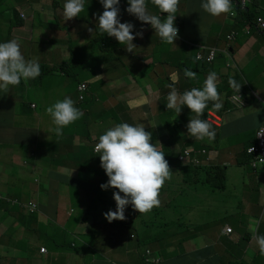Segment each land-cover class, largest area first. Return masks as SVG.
<instances>
[{"label": "crops", "instance_id": "0c3cea01", "mask_svg": "<svg viewBox=\"0 0 264 264\" xmlns=\"http://www.w3.org/2000/svg\"><path fill=\"white\" fill-rule=\"evenodd\" d=\"M65 3L66 0H0V19L5 21V29H9L0 36V43L18 40L25 59L35 60L43 67L36 79L27 83L22 80L8 93L0 92V196L17 202L15 205H0V264H142L146 250L157 255L161 264H258L259 261L264 264L249 228L251 220H259L257 235H264V169H250L245 164L248 162L245 156L243 161L240 160L241 155L237 153L243 144L240 140L229 144L230 151L222 148V141L192 142L195 144L192 146L194 157L200 166L198 173H191V169L182 172L172 167L171 161L176 160L179 153L178 144L172 143L170 149L173 151L165 153V159L173 175L161 190L160 206L148 214L140 215L136 211L129 215L133 218L129 221L130 227L115 221L109 223L105 219L104 213L115 211L117 207L105 205L106 195L110 193L108 197L111 199L112 189L103 194L101 185L91 181L94 198L87 206L85 197L91 191L81 186L85 183L83 178L89 181L97 175L99 161L94 148L98 143L97 136L101 135L109 120L106 104L116 106L124 102L128 107L126 114L137 109L141 114L140 118L137 116L138 122L152 133V143L158 146L160 143L164 153L165 142L170 137L160 125L158 113L167 109L159 106L156 91L163 85L160 80L178 67L168 66L175 57L183 58L191 65L188 59L192 60L197 54L191 44L223 52L229 48L240 74L233 69L228 74L225 62L229 58L225 56L207 72L217 73V83L226 76L219 88L225 83L229 85L230 78H243L249 87L248 95H244L245 108L255 115L257 129L263 125V33L256 29L248 33V24H239L238 13L234 18L230 15L212 17L201 9V0H180L175 26L181 42L175 41L172 44L175 47H172L171 44L148 41L152 49L163 52L159 57L150 51L140 54V47L128 52L114 37L93 26L98 21L100 9L104 10L99 0H85L84 11L68 21L63 16ZM129 6L127 0H120L119 19L121 23L134 25V36L143 30V38L137 36L133 41L137 46L147 34L154 35L155 31L150 24L130 15L126 11ZM148 6L150 14L161 15L162 22L166 19L167 14H161L151 0H148ZM243 8L244 12L262 18L264 0H246ZM185 13H192L196 23L205 24L206 32L196 35L193 24L186 21ZM21 19L27 24L24 25ZM54 23L68 30L55 31ZM89 28L93 31L90 32ZM232 33L237 34V41L228 43L227 37ZM90 36H95L94 45L87 52L82 44ZM183 40L189 41L188 47L182 44ZM105 45L117 49L122 57H112L98 66L94 52L101 55ZM138 61H147L151 65L153 76L150 82L141 84L149 95L141 91L138 97L136 91L126 92L128 100L124 101L120 89L141 88L134 85L131 77L126 79L120 69L124 64L135 66ZM66 63L74 68L65 69ZM57 65L60 76L76 75V90L68 88L70 92H65L64 86L55 79L49 92H45L46 81L55 77L52 68ZM206 77L204 75L202 82ZM179 81L184 82L183 78ZM81 84L88 88L83 102L78 92ZM50 95L56 99L50 100ZM102 96L108 99L101 103ZM144 96L150 97L146 105ZM65 97L73 99L84 115L65 128L62 136H57L53 132L52 118L40 111L36 103L43 99V104L49 107ZM221 97L224 116L217 124V130L224 131L226 136H237V125L243 116L239 111H234L231 116L225 114V97ZM79 105L84 107L81 109ZM175 115L180 117L178 113ZM232 126L234 132L229 130ZM180 132L184 136L183 131ZM187 138L193 141L191 136ZM247 149L248 146L246 152ZM211 167H214L210 171L213 178H224L223 192L227 195L222 199L219 191L206 185L205 180L209 177L204 170ZM231 168L239 170L231 171ZM99 169L102 170L100 162ZM236 173L240 176L233 181ZM31 202L38 206L33 215L26 210ZM129 222L123 221L122 224ZM227 228L233 230V235H227ZM42 249H46L47 254L42 255Z\"/></svg>", "mask_w": 264, "mask_h": 264}, {"label": "clouds", "instance_id": "9594fccd", "mask_svg": "<svg viewBox=\"0 0 264 264\" xmlns=\"http://www.w3.org/2000/svg\"><path fill=\"white\" fill-rule=\"evenodd\" d=\"M99 2L104 8L103 13L98 15L97 25L99 26V31L109 37H114L125 47L126 51L133 52L136 48L133 41L137 36L143 38V30L137 32L136 36H134L132 34L134 25L127 22L121 23L119 19L120 9L118 7L120 0H99ZM127 2L130 6L126 11L130 15L135 16L142 23L150 24L163 43L173 44L175 41H180L182 39L179 37V30L175 26L180 0H151V3L159 9L161 14H167L163 22L161 20V15L149 13L148 0H127ZM84 3L85 0H66V3L63 5V16L66 21L79 17V14L84 11ZM242 5L243 7L246 6V0H242ZM200 7L212 17L230 15V17L234 18L238 9L241 11L245 10L241 6V0H201ZM259 19L262 18H257L247 23L248 28L246 29L248 33L251 29H256L259 33L264 34L258 27ZM21 21L24 25L27 24L25 19H21ZM89 31L91 32L93 30L89 28ZM184 41L188 40H183L182 43ZM236 41V33H232L227 37L228 43H234ZM190 46L197 51L196 56H194L192 60L188 59L191 65L187 64V61L183 59V62H185L184 64H179L178 67L174 68L175 71H172L171 74L160 80L163 85L161 89L156 91V94L159 96L160 103L164 95V82L167 80V77H169L164 108H166L167 111L180 114L182 120L189 113L195 115V118L190 119L187 125V131L182 130L181 126L171 129V134L173 138H175V141H172L173 138L168 141L177 143L178 137L175 136V133L177 130L183 131L184 137L187 139L190 146L179 151L177 160L185 150H191V158L197 161L194 157L195 153L192 150V146L195 144H192V142H201L204 140L211 142L215 140L216 132L214 129H218L217 124H220L222 119L220 114L223 113L220 91H224V87L221 86L219 88V86L223 84L222 82L226 78V76L222 77V81L217 83V73L210 72L204 82H202L204 75L210 68L217 66L220 62L219 60H222L224 56L229 58V61L227 63L225 62V69L227 71L233 69L235 72H238V74H240V72L238 67L233 64L229 48L225 49V52H223L193 44ZM211 55L213 61L208 62L207 60ZM204 64L208 65L209 68H203ZM194 66L199 71H196ZM40 74L41 68L39 63L35 60L25 59L18 40L12 39L0 43V92L8 93L10 88L19 86L22 80L24 83H27L29 80L39 77ZM180 78H183V83L179 81ZM229 85L232 88L229 101L239 108L247 107L246 99L244 95L240 93L241 85L238 84L235 79L231 78L229 79ZM135 91L139 94L138 97H140L142 90L135 88ZM78 92L80 95L79 99L83 102L88 92L87 85L81 84L78 87ZM123 93L124 94H119L122 95L124 101H127V93ZM233 98H238L239 103H242L243 106H239V103L232 100ZM210 101L213 102V108L218 110V113L207 111L205 118L201 119L200 117L204 115L205 109L208 108V103ZM227 101L228 100L225 99V102ZM119 104L124 105L128 109L124 102ZM46 111L52 118L57 136H62L65 128L73 125L84 115V113L75 106V102L70 97H65L63 100L55 102L53 105L49 106ZM263 126L264 124L260 126V129ZM256 135L254 138L255 144L257 142ZM187 136H191L193 141L187 138ZM152 140V133L146 131L143 124L132 125L127 122L115 124L99 136L98 143L95 144L94 150L99 154L101 167L108 177V182L102 184L100 187L102 190H108L109 188L118 190L113 194V198L117 205L116 210H110L104 213L105 219L109 223L117 220L124 221L126 219L125 210L129 205L140 215L148 214L154 208L160 206L161 201L159 197L161 190L166 182L171 180L173 172L168 161L165 159V154L161 151L160 146L162 145L160 143V146L153 144ZM252 146L249 147L246 152V156L251 158V163L253 158L248 155V151L249 153L254 152L255 149ZM256 160L264 164V157H259ZM251 163L250 166H248L252 170L257 171L260 170L261 167L264 169V165L254 169ZM181 166L184 165L181 164ZM188 166L200 167L198 161L196 165L190 164ZM3 203H10L11 205L17 204V202L4 199L0 196V205ZM29 204L26 206V210L28 214L33 215L38 209L35 213H30L28 210ZM259 223V220H251L249 228L253 234V240L258 245L259 253L264 258V235H257ZM228 229L230 228L226 229L227 235H233V230L230 229L232 232L229 234L227 232ZM131 239H134V237H131ZM45 254H47V251ZM147 258L156 260L158 264H161V259L149 250H146L142 256V264H145Z\"/></svg>", "mask_w": 264, "mask_h": 264}, {"label": "rangeland", "instance_id": "374dc122", "mask_svg": "<svg viewBox=\"0 0 264 264\" xmlns=\"http://www.w3.org/2000/svg\"><path fill=\"white\" fill-rule=\"evenodd\" d=\"M103 9H100V14L103 13ZM185 16H186V21L189 22V23H192L193 24V29L196 33V35L199 34V32H206V25L203 24V23H196V17L192 14V13H185ZM98 19V18H97ZM98 24V21L94 22L93 23V26H95L97 29H99V26L97 25ZM54 29L55 31H63V32H66L68 29L67 28H62L61 25H59L58 23H54ZM9 29H5V21L3 19H0V36L3 35V34H6L7 31ZM94 37L95 36H90L88 39H86L83 44H82V47L87 51H91L92 50V47L94 45L93 41H94ZM160 37L156 35V33L154 35L152 34H147L145 36V40H143L140 45H137V47H140L138 52H140V54H146V53H149V51L154 54V55H157V56H161L163 52H161L159 49H152L150 45H148V41L150 40L152 43L154 42H159L161 44H164L163 42H161L160 40ZM166 44V43H165ZM185 47H188L189 46V41H184L182 43ZM172 45V44H171ZM172 47H175V45H172ZM158 48V47H157ZM102 54L100 55L98 52H94V56L97 58L96 61H98L99 63L97 64L98 66H102L104 63L108 62L112 57H122V54L117 50V49H113L111 48L110 46H103L102 47ZM151 55V54H150ZM138 56H142V55H138ZM152 58H154L153 55H151ZM219 61H222V60H219ZM181 63H185L183 62V58H178V57H175L173 59V61L171 63L168 64V66H177ZM66 66L64 67L65 69L68 68V69H73L74 68V65L72 64H69V63H66L65 64ZM221 67L223 65V63L221 62L220 63ZM150 64H148L147 61H138V63L135 65V66H128L127 64H124L122 66V68L120 69L122 75L125 76L126 79H129L130 77L135 81L134 85H139L141 90L144 92V94H148L149 95V92L146 91L144 89V87H141V84L142 83H149L150 80H151V76H153V73H152V70L150 68ZM175 71V70H173ZM227 71V70H226ZM52 72H54V75L55 77L49 79L46 81V86H45V92H49V90L51 89V86H52V83L55 79H57V82L62 84L64 86V91L65 92H70L68 90V88H74V90H76V84H77V81L75 80L76 78V75L72 74V73H68L64 76H60L59 75V65H57L55 68H52ZM229 72V71H227ZM209 72L205 73V75H208ZM84 78V76L82 77V79ZM169 77H167V80L164 82L165 84V88L163 90L164 92V95H163V98L161 100V102L159 103V106H162L164 107L165 104H166V99H165V96H166V93H167V90H168V85H169V80H168ZM78 80L80 78H77ZM127 83V82H125ZM136 87H132V88H124V89H120V93H123V92H134ZM231 93H232V88H229V85L228 84H225L224 85V91H222L220 94L221 96L224 95L225 99H227L228 101L224 103V107H225V114H230L229 116H231L234 111H239V113L242 114L243 116V119L238 123L237 125V128H238V135L237 136H234V137H230V136H226L224 135V131L221 133L219 130H218V134H220V137L216 139V141H222V148L225 149V150H228L230 151L231 147L229 144H235V143H238V140L242 141L243 144H241L240 148L237 150V153H240V160L243 161L244 159V156L247 158L246 156V148L247 146L246 143H250V141L252 139L255 138V135H256V125H257V121H256V117L255 115L250 112L247 108H239L238 106L232 104L229 99H230V96H231ZM56 97L53 96V95H50V100H55ZM108 99L107 96H102L101 98V103L103 101H106ZM153 101H154V98H151ZM150 101V97L149 96H144L143 97V102L144 104L146 105L148 102ZM94 103V102H93ZM38 106H39V110L46 113V115L48 114L46 109L48 108V105L47 104H43V99L40 100V102L36 103ZM85 105V104H84ZM83 106H80L79 107L82 109ZM89 105V104H87ZM264 107V106H263ZM113 112L118 115L119 117H124V120L122 122H127L129 124H132V125H138V124H141L138 122V118L137 116L140 118L141 117V114L140 112L136 109H132L131 111H129V114L127 115L126 114V107L122 104H116V106H111L110 107ZM182 111V110H181ZM207 111H214V113H218V110H215L213 108V102H209L208 103V108L205 109V113L202 117L206 116L207 114ZM33 112V111H31ZM160 114V125L164 128V131L165 133H168V136L170 137L169 140H171L173 138L172 134H171V129H175L176 127L178 126H181V129L184 130V131H187V125L190 121L191 118H195V115L192 114V113H189L187 114V116H185V118L182 120L180 117L176 116L174 112H171V111H165L163 112L162 110H159V113L158 115ZM221 117L224 116V113H221L220 114ZM102 117V116H101ZM102 119V118H101ZM223 122V121H222ZM76 123V122H75ZM115 124H118L117 121H114V120H108L104 126V129L101 131V135L104 133V131L106 129H109L111 127H113ZM54 129V128H52ZM229 130H231L232 132L235 131V127L232 126L229 128ZM53 132H55V130H53ZM181 132L179 130L176 131L175 133V136L178 137V140H177V143H178V151H182V147H187V146H190L189 142L187 141V139L180 134ZM97 138H99V135L97 136ZM221 149V148H219ZM169 150L172 152L173 149H170ZM233 157V156H230V158ZM248 160V158L246 159ZM171 165H175L176 166V162L175 161H171ZM174 167V166H172ZM96 168H97V175H93L92 178L89 179V181L85 178L84 181L85 183L81 184V186H86V189L91 191L89 193L86 194V197H85V203L86 205L88 206L91 201H92V197L94 198L93 196V188H92V185L90 184L91 181H94L96 184H99L102 185L104 183H102V181H105L107 180L108 178L106 177V173L105 171L102 169L100 170L99 169V165L97 164L96 165ZM214 167H211V169H213ZM263 167L260 168V170H262ZM231 171H235V170H239L238 168H231L229 169ZM240 176V173H236L233 177V181H236ZM111 189V188H110ZM213 190H218L216 188H212ZM73 190V188L71 189ZM105 191L107 190H101V193L105 194ZM107 193V192H106ZM219 196L220 198H224L227 193H224L223 191L219 190ZM110 195V193H107L106 195V202H105V205L107 206H115V202L112 201L108 196ZM123 195V194H121ZM134 212H136L132 206L130 205L128 209L125 210V217L126 219L124 220V222H129L131 221L133 218H130L129 215H134ZM258 264H263L262 261H259Z\"/></svg>", "mask_w": 264, "mask_h": 264}, {"label": "trees", "instance_id": "16d2710c", "mask_svg": "<svg viewBox=\"0 0 264 264\" xmlns=\"http://www.w3.org/2000/svg\"><path fill=\"white\" fill-rule=\"evenodd\" d=\"M237 13H238V16L241 18V20L239 21V24H241L242 26H244L245 25V23L247 24L248 22H251V21H253V20H256L259 16H257V14H250V13H247V12H244V11H241L240 9H238L237 10ZM261 17L264 19V12H262L261 14ZM264 35V34H263ZM65 67V66H64ZM41 68V71H43V67H40ZM203 68H209V66L208 65H203ZM194 69L196 70V71H199L195 66H194ZM235 81L238 83V84H240L241 85V89H240V93L241 94H243V95H245V96H247L248 95V93H249V90H248V86L244 83V80H243V78H241L240 76H237L236 78H235ZM241 82V83H240ZM111 106H109L108 104H106V107H105V109L107 110V111H109L110 112V114H108L107 115V117H108V119L109 120H114V121H117L118 123H121L123 120H124V117H121V118H119V119H117L116 117L118 116V115H116L114 112H113V110L110 108ZM119 117V116H118ZM201 119H204L205 118V116L204 117H200ZM214 129V128H213ZM260 129V127L256 130V132L258 131ZM215 130V132H216V138H215V140L213 141L214 143L215 142H217L216 141V139L217 138H219L220 137V134H218V131L216 130V129H214ZM177 140V139H176ZM172 141H175V138H173V140ZM201 142H203V143H207V140H204V141H201ZM255 144V139H252L251 141H250V143L248 144V148L249 147H251L252 145H254ZM171 145H172V142H170V141H168V142H165V146H164V154L165 153H169V152H171L170 150H169V147H171ZM185 149V146L184 147H182V150H184ZM99 155V154H98ZM97 155V161H99L100 162V165H101V161H100V158H99V156ZM176 158V157H175ZM248 158V162L247 163H245L246 165H249L250 166V163H251V158L250 157H247ZM171 160V159H170ZM175 162H176V166L175 165H172V166H174L173 168H179L180 169V171H182V172H184V171H188V169H191L190 171H191V173H198L199 171V168L198 167H194V166H181V164L178 162V160H177V158H176V160H174ZM99 162H98V165H99ZM170 162V161H169ZM186 169V170H185ZM210 171H211V168H208V169H206V170H204V172H205V175H207L209 178L208 179H206L205 181H206V185H209V186H211V188H216V189H218L217 191H219V190H221V191H224L225 190V182H223V180H224V178L223 177H220V176H216L215 178H213L212 177V175L210 174ZM106 177H107V175H106ZM108 178V177H107ZM108 182V179L107 180H105L103 183L104 184H106ZM203 184H205V183H203ZM116 191H118V190H116V189H112V195H111V199H113V201L115 202V200H114V198H113V194H114V192H116ZM115 205H116V202H115ZM126 209H128V208H126ZM22 215H24L23 213H22ZM117 224H119V225H124V226H129L130 227V225H131V222H129V223H127V224H122V222L123 221H119V220H117V221H115ZM114 222V223H115ZM121 223V224H120Z\"/></svg>", "mask_w": 264, "mask_h": 264}, {"label": "built area", "instance_id": "2783aa9c", "mask_svg": "<svg viewBox=\"0 0 264 264\" xmlns=\"http://www.w3.org/2000/svg\"><path fill=\"white\" fill-rule=\"evenodd\" d=\"M258 27L260 30H262L264 32V21L262 19L258 20ZM207 61L208 62L213 61L212 55L208 58ZM232 100L234 102L239 103L238 98H233ZM239 106H243V104L239 103ZM256 136H257V142L254 146H252L255 149L254 152L249 153V151H248V155L253 158L251 166L254 169H257L260 166L264 165V164H261L259 161L256 160L259 157H264V126L258 131ZM191 154H192L191 150H185L179 156L178 161L184 166H188L190 164L196 165L197 161L195 159L191 158ZM37 209H38V206L36 204L30 203L28 206V210L30 213H35L37 211ZM227 232L230 234L232 232V230L228 229ZM45 252H46V250H41L42 254H45ZM147 255L149 256L148 253H147ZM145 264H158V261L147 258L145 260Z\"/></svg>", "mask_w": 264, "mask_h": 264}]
</instances>
